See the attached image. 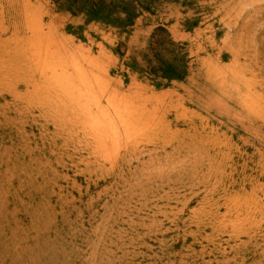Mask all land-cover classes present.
Returning <instances> with one entry per match:
<instances>
[{"label":"rangeland","instance_id":"374dc122","mask_svg":"<svg viewBox=\"0 0 264 264\" xmlns=\"http://www.w3.org/2000/svg\"><path fill=\"white\" fill-rule=\"evenodd\" d=\"M158 27L180 80L149 63ZM62 71L129 134L93 129ZM0 264H264V0H162L129 25L0 0Z\"/></svg>","mask_w":264,"mask_h":264},{"label":"trees","instance_id":"16d2710c","mask_svg":"<svg viewBox=\"0 0 264 264\" xmlns=\"http://www.w3.org/2000/svg\"><path fill=\"white\" fill-rule=\"evenodd\" d=\"M72 14L85 13L89 20L104 21L112 25H129L142 13L162 0H62ZM156 38V39H155ZM151 48L154 63L152 70L163 79L180 80L187 72L186 61L167 31L158 27L152 37Z\"/></svg>","mask_w":264,"mask_h":264},{"label":"bare ground","instance_id":"6f19581e","mask_svg":"<svg viewBox=\"0 0 264 264\" xmlns=\"http://www.w3.org/2000/svg\"><path fill=\"white\" fill-rule=\"evenodd\" d=\"M37 33V32H36ZM35 36V35H34ZM33 36V37H34ZM39 39V38H38ZM30 40V39H29ZM38 41V40H37ZM41 42V41H40ZM27 43V42H26ZM31 43H32V41H31ZM37 43H39V42H37ZM32 45V44H31ZM34 45V44H33ZM18 46V45H17ZM22 46V45H21ZM36 46H37V44H36ZM46 46V45H45ZM31 47V46H30ZM41 47V46H40ZM32 48H33V46H32ZM31 48V49H32ZM56 48V47H55ZM30 49V48H29ZM29 49H27V50H29ZM10 50V49H9ZM55 50V49H54ZM8 51V50H7ZM18 51V50H17ZM69 52V51H68ZM7 54V53H6ZM51 55V54H50ZM49 55V56H50ZM58 56L60 55V54H57ZM11 56H13V55H11ZM10 56V57H11ZM65 56H66V54H65ZM14 57V56H13ZM12 58V57H11ZM57 58V57H56ZM69 59V58H68ZM74 60H76L75 58H73ZM57 60V59H56ZM55 60V61H56ZM61 60V59H60ZM72 60V59H71ZM47 62V61H46ZM51 63V62H50ZM49 63V64H50ZM46 64V63H45ZM48 64V65H49ZM52 64V66H53V62L51 63ZM55 64V63H54ZM49 68V67H48ZM51 68V67H50ZM57 68V67H56ZM63 68V67H62ZM53 69V68H52ZM70 69V68H69ZM68 69V70H69ZM54 70V69H53ZM48 71H49V69H48ZM47 71V72H48ZM58 71V70H57ZM72 71V70H71ZM84 71V70H83ZM68 73V72H67ZM75 73V72H74ZM76 73H78L77 75H79V76H81L80 78V82L81 81H85V79H84V77H82V71H81V73L79 72V71H76ZM24 74H27V71H24V72H22V75H24ZM57 74V73H56ZM21 75V76H22ZM72 75V74H71ZM98 76V75H97ZM102 76V75H101ZM51 77V76H50ZM56 77V76H55ZM54 77V78H55ZM57 77H60V79H62V81L64 82L60 87H61V89L62 90H68V93L66 94V96L68 95L69 96V99H67V100H70V104L71 105H76L77 106V108H78V110H79V112H81L82 114H83V116L85 117V119L90 123V125H91V127L93 128V129H95L96 131H99V134L101 135V136H103V138H104V136H105V139H106V137H110V138H112L113 140H116L119 136H120V131L121 132H124V133H127V134H129L128 132L131 130V126H130V124H129V121H130V119L128 120V119H124V117L121 115V111L116 107V106H113L112 104V109H111V111L113 112V116H111V114H112V112L111 111H109V110H107V109H105V108H102L101 106H100V99L97 97V96H95V95H93V94H95V93H93V94H89V93H82L81 91H80V89L78 88L79 86H75L72 82H71V80H67V76H66V74H65V71L63 72L62 71V76L60 75V76H57ZM56 77V78H57ZM85 77H89L88 75L87 76H85ZM53 78V77H52ZM53 78V79H54ZM77 78V77H76ZM106 79V78H105ZM95 80V79H94ZM108 80V79H107ZM115 80V79H114ZM120 80V79H119ZM110 81V80H109ZM115 82V81H114ZM119 82H117V84H118ZM121 84V83H120ZM82 85V84H81ZM112 85V84H111ZM84 86L86 87V88H88V87H90V82L89 81H85V83H84ZM104 86V85H103ZM134 86V85H133ZM97 87V86H96ZM81 88H83V87H81ZM60 89V88H59ZM74 90L76 91L77 90V92L76 93H74ZM47 91V90H46ZM57 92V91H56ZM101 92H103V91H101ZM112 92H114V91H112ZM92 93V92H91ZM115 94V93H114ZM105 96V95H104ZM209 96V95H208ZM59 97V96H58ZM106 97H107V95H106ZM118 97V96H117ZM121 97V96H120ZM105 98V97H104ZM112 98V97H111ZM242 98V97H241ZM118 100V99H117ZM48 101V100H47ZM63 101V100H62ZM64 101H66V100H64ZM106 101V100H105ZM248 101V100H247ZM108 102V101H107ZM216 102V101H215ZM46 103H49V101L48 102H46ZM121 103V102H120ZM62 104V103H61ZM108 104H109V102H108ZM124 105V104H123ZM106 106V105H105ZM124 109V108H123ZM128 109V108H127ZM132 109V108H131ZM137 109V108H136ZM44 110V109H43ZM20 111V110H19ZM45 111V110H44ZM61 111H63V109H61ZM131 111V110H130ZM132 112V111H131ZM127 114V113H126ZM12 115V114H11ZM2 116V115H1ZM7 116V115H6ZM153 116V115H152ZM23 120V119H22ZM150 120V119H149ZM218 120V119H217ZM220 120V119H219ZM16 121V120H15ZM86 121V122H87ZM39 122V121H38ZM87 124V123H86ZM149 124V123H148ZM11 125V124H10ZM13 125V124H12ZM16 127V126H15ZM144 127H146V126H144ZM91 128V129H92ZM19 130H21V129H19ZM94 130V131H95ZM135 130V129H134ZM22 132V131H21ZM74 133V132H73ZM32 134V133H31ZM86 134V133H85ZM99 134H97V138H98V136H100ZM139 134V133H138ZM135 135V134H134ZM88 136V135H87ZM136 136V135H135ZM34 137V136H33ZM65 137V136H64ZM127 137V136H126ZM162 137V136H161ZM66 138V137H65ZM133 138V137H132ZM186 139V138H185ZM66 140V139H65ZM192 140V139H191ZM29 141V140H28ZM87 141V140H86ZM100 141V140H99ZM128 141V140H127ZM133 141V140H132ZM102 143V142H101ZM66 144H67V141H66ZM92 144V143H91ZM104 144V146H107L105 143H103ZM103 144H102V146H103ZM125 144V143H124ZM177 144V143H176ZM201 144V143H200ZM43 145V144H42ZM164 145V144H163ZM196 146V145H195ZM92 147V146H91ZM202 147V146H201ZM200 147V148H201ZM104 148V147H103ZM179 148V147H178ZM203 148V147H202ZM98 149V148H97ZM97 149H95V150H97ZM110 150H112L111 149V147L109 148ZM122 149H124L123 147H122ZM134 149H135V147H134ZM146 149V148H145ZM108 150V148H106V150H104V151H107ZM150 150V149H149ZM205 150V149H204ZM114 151H115V149H114ZM113 151V152H114ZM146 151V150H145ZM108 152V151H107ZM106 152V153H107ZM132 152V151H131ZM133 153V152H132ZM145 153V152H144ZM149 153V152H148ZM206 153V152H205ZM33 154V153H32ZM102 154H104V152L102 151ZM158 154V153H157ZM186 154H187V152H186ZM201 154V153H200ZM125 155H126V153H125ZM125 155H123V157L125 156ZM150 155V154H149ZM174 155V154H173ZM203 155V154H202ZM104 156H106V155H103V157H102V155H101V157L102 158H104ZM107 156H108V154H107ZM113 156V155H112ZM134 156H137V155H134ZM139 156V155H138ZM159 156V155H158ZM157 156V157H158ZM172 156V155H171ZM185 156V155H184ZM131 157V156H130ZM150 157V156H149ZM212 157V156H211ZM205 158V157H204ZM128 159H130V158H128ZM136 159V158H135ZM141 159V158H140ZM158 159V158H157ZM164 159V158H163ZM194 159H196V158H194ZM33 160V159H32ZM39 160V159H38ZM46 160V159H45ZM80 160V159H79ZM143 160V159H142ZM146 160V159H145ZM149 160V159H148ZM206 161V160H205ZM214 161V160H213ZM30 162V161H29ZM140 162V161H139ZM158 162H159V160H158ZM207 162V161H206ZM69 164H70V162H68ZM149 163V162H148ZM166 163H167V161H166ZM47 164V163H46ZM154 164V163H153ZM191 164V163H190ZM199 164V163H198ZM217 164V163H216ZM22 165V164H21ZM37 165V164H36ZM51 165V164H50ZM130 165V164H129ZM140 166V165H139ZM180 166V165H179ZM35 167V166H34ZM186 167V166H185ZM192 167V166H191ZM80 168V167H79ZM134 168V167H133ZM193 168V167H192ZM209 168V167H208ZM207 168V169H208ZM210 168H212V167H210ZM110 169H111V167H110ZM172 169V168H171ZM206 169V170H207ZM213 169V168H212ZM214 169H216V168H214ZM54 170V169H53ZM95 170V169H94ZM152 170V169H151ZM117 172H118V170H117ZM26 173V172H25ZM55 173V172H54ZM73 173V172H72ZM200 173V172H199ZM68 174V173H67ZM130 174V173H129ZM132 174V173H131ZM203 174V173H202ZM41 175V174H40ZM56 175V174H55ZM207 175V174H206ZM68 176V175H67ZM128 176H130V175H128ZM195 176V175H194ZM57 177V176H56ZM206 177V176H205ZM55 178V177H54ZM63 178V177H62ZM159 178V177H158ZM202 178V177H201ZM214 178V177H213ZM217 178V177H216ZM56 179V178H55ZM64 179V178H63ZM67 180V179H66ZM46 181V180H45ZM42 182V181H41ZM73 182V181H72ZM79 182V181H78ZM54 183V182H53ZM72 184V183H71ZM158 184V183H157ZM205 185V184H204ZM212 185V184H211ZM52 186V185H51ZM50 186V188H52ZM190 186V185H189ZM39 187V186H38ZM42 187H43V185H42ZM210 187V186H209ZM57 188H59V187H57ZM164 188V187H163ZM202 188V187H201ZM46 189V188H45ZM44 188H43V191L45 190ZM190 189V188H189ZM206 189H208V187L206 188ZM200 190V189H199ZM210 190V189H209ZM165 191V190H164ZM41 193V192H40ZM48 193V192H47ZM46 193V194H47ZM45 194V193H44ZM42 198V197H41ZM204 202V201H203ZM211 202V201H210Z\"/></svg>","mask_w":264,"mask_h":264}]
</instances>
